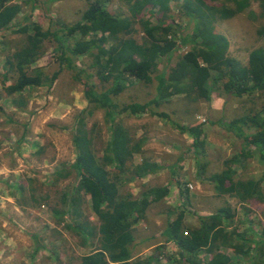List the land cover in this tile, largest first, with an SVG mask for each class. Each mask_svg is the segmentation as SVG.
Segmentation results:
<instances>
[{
    "label": "trees",
    "instance_id": "obj_1",
    "mask_svg": "<svg viewBox=\"0 0 264 264\" xmlns=\"http://www.w3.org/2000/svg\"><path fill=\"white\" fill-rule=\"evenodd\" d=\"M87 1L81 18L74 23L52 21L49 28L44 29L39 22H25L13 31L20 34L19 41L4 42V47L8 43L10 46L8 50L3 47L6 72L1 97L25 107L27 92L43 85L52 87L60 73L69 70L76 80L84 83L88 102V109L81 112L73 133L76 158L69 170L76 174L77 185L72 187L77 190L76 195L67 187L59 190L60 198H55L49 188L38 199L32 182L21 180L12 185L17 203L35 207L41 206L42 201H51L50 207L58 223L65 216L72 217L65 227L81 233L84 246L94 245L89 254L79 257L77 264H153L162 257L170 264H264V222H261L259 239L243 237L236 229L228 231L236 216L230 204L209 215H199L198 225L185 223L184 210L170 209V214L177 215L167 218L161 235L165 243L173 242L177 250L166 253L162 250L164 243L158 246L159 255H149L146 259L135 257V227L146 218L152 203L168 195L169 188L154 186L135 198L131 193H122L125 183L155 173L160 167L145 156L140 163L136 162L135 155L143 153L146 138L137 139L122 122L116 121L119 116L141 113L167 118L168 113L158 111L157 107L175 96H183L193 104L202 99L211 101L214 91L219 95L227 92L243 97L244 110L226 125L222 124L241 141V148L225 161V169L211 178L221 195H229L240 203L264 202V169L262 177L255 180L235 178L234 168L237 157L240 159L239 153L252 156L251 146L255 147L264 166V99L256 109V99L247 98L255 93L264 94V46L252 49L248 62L243 63L229 54V39L215 24L242 11L250 0H120L127 11L117 14L106 5L112 0ZM258 2L264 8V0ZM23 4L30 5L31 12L42 7L41 0H23L22 3L0 0V31L14 25ZM147 5L156 23L139 16ZM136 24H140L143 31L141 41L134 36L138 31ZM259 34L264 36V26ZM48 42L53 47V61L60 66L51 76L35 64L45 53ZM183 47H187L186 51L177 54ZM126 74L146 86L156 81L155 96L144 102L122 105L116 102V97L127 88L123 81ZM9 80L11 83L6 84ZM98 109L105 111V119L111 125V137L101 155L96 151L97 135L88 128L83 117L84 113L92 115L93 110ZM4 111L0 105V114ZM189 112H185L186 117L193 114ZM172 121L180 132L193 136L196 154H201L205 146L203 124L183 125ZM18 141L22 142L23 138ZM205 167L206 163L202 170ZM67 170L64 165L57 168V180L71 176L72 171ZM57 180L53 179L50 187ZM81 191L90 196L92 209L99 217L98 225L87 227L86 222L78 219L80 200H86ZM262 215L264 217V210ZM90 238L93 242L89 245ZM251 242L255 243V253L250 246L244 247V243ZM224 248L232 249L241 258L233 259Z\"/></svg>",
    "mask_w": 264,
    "mask_h": 264
},
{
    "label": "rangeland",
    "instance_id": "obj_2",
    "mask_svg": "<svg viewBox=\"0 0 264 264\" xmlns=\"http://www.w3.org/2000/svg\"><path fill=\"white\" fill-rule=\"evenodd\" d=\"M43 1L46 0H41L42 7L32 12L30 5L23 4V10L14 25L12 23L8 29L0 31L1 93H4L3 74L6 72L4 42L14 44L21 37L13 32L14 29L25 25V22H39L44 29L49 28L52 21L74 23L81 18L88 6L87 0H56L53 3ZM106 5L115 14L127 11L126 5L120 0H112ZM139 16L156 23L155 15L150 12V5ZM215 24L229 39V54L243 63L248 62L252 49L264 46V36L259 34V29L264 26V8L260 7L258 0H250V4L242 11L229 19L218 20ZM136 28L138 31L134 36L141 41L143 31L140 24H136ZM9 43L4 49H9ZM186 48L183 47L177 54L183 53ZM53 58V47L48 42L45 53L35 64L42 67L47 76H51L60 68ZM81 61L82 59L79 60L80 63ZM162 66L163 63L160 64ZM123 81L127 88L116 97V102L120 105L144 102L156 94V81L150 86L142 85L130 74H126ZM96 82L99 83L98 80ZM10 83V80L6 82ZM84 90V83L76 80L71 71L64 70L52 87L43 85L27 92L25 107L16 106L10 98L0 96V105L5 109L0 114V264H77L79 257L89 254L94 247L90 245L93 239L87 240L90 246H84L81 243L82 234L65 227V224L72 221L71 216H65L58 223L50 207V200L33 207L17 203L12 195V185L21 180L28 184L32 182L38 199L49 188L55 198H60L59 190L67 187L76 195L77 190H72L77 185L76 174L72 169L69 170V166L76 158L73 133L81 112L88 109ZM247 98L256 99L255 107L258 109L264 94L255 93ZM227 100L229 103H226ZM242 101L243 97H234L232 93L219 95L214 91L211 101L202 99L193 104L183 96H175L169 102H163L157 109L168 113L167 118L149 113L116 117V121L122 122L137 139L146 138L143 153L135 155L136 162L140 163L141 157L145 156L160 167L155 173L125 183L121 187L122 193H131L132 198H135L141 197L143 192L154 186L169 188L168 195L152 203L147 209L146 218L135 227V257L146 259L149 255H159L158 246L165 243L161 235L165 222L169 216L177 215L175 212L170 214V209L176 212L184 210L185 223L198 225L199 215H209L219 207L230 204L236 216L233 224L227 228L228 231L236 229L242 236L259 239L261 222H264V202L240 203L229 195H221L216 189V182L211 178L213 174L223 171L225 161L238 154L241 148V141L225 126L222 127V124L238 117V113L244 110ZM248 105L251 106L252 101ZM187 110H190L189 113L193 112L190 120L185 116ZM83 117L88 128H92L97 135L95 146L98 155H101L111 137V125L105 119V111L93 110L92 115L84 113ZM172 120L180 121L183 125L203 124L205 146L201 149V154H196L193 136L180 132ZM20 138H23L22 142L18 141ZM250 149L253 151L252 156L239 153L240 159L237 157L234 165L235 178L258 180L262 177L264 166L255 147L251 146ZM205 163L206 167L202 170ZM63 165L72 174L68 178L57 180L56 170ZM53 179L57 181L50 187ZM262 189L264 191V181ZM81 194L86 200H80L78 219L84 224L86 222L87 227L98 225L99 217L92 209L90 196L83 191ZM163 246L162 250L166 253L177 250L173 242ZM247 246L255 253V243H244V247ZM224 252L233 259L241 258L232 249L224 248ZM153 264L170 263L162 257L160 262Z\"/></svg>",
    "mask_w": 264,
    "mask_h": 264
},
{
    "label": "crops",
    "instance_id": "obj_3",
    "mask_svg": "<svg viewBox=\"0 0 264 264\" xmlns=\"http://www.w3.org/2000/svg\"><path fill=\"white\" fill-rule=\"evenodd\" d=\"M190 118H191V117H188L187 119H189V120H190ZM226 124H227V123H226ZM226 124H225V125H226ZM157 173H158V172H157Z\"/></svg>",
    "mask_w": 264,
    "mask_h": 264
},
{
    "label": "water",
    "instance_id": "obj_4",
    "mask_svg": "<svg viewBox=\"0 0 264 264\" xmlns=\"http://www.w3.org/2000/svg\"><path fill=\"white\" fill-rule=\"evenodd\" d=\"M231 94V93H230Z\"/></svg>",
    "mask_w": 264,
    "mask_h": 264
}]
</instances>
